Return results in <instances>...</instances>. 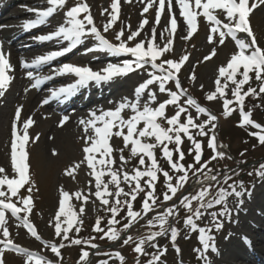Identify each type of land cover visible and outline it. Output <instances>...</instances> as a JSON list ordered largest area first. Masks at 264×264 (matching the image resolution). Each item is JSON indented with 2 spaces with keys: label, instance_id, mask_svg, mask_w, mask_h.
<instances>
[{
  "label": "snow or ice",
  "instance_id": "6c2138e0",
  "mask_svg": "<svg viewBox=\"0 0 264 264\" xmlns=\"http://www.w3.org/2000/svg\"><path fill=\"white\" fill-rule=\"evenodd\" d=\"M126 2H131V0H126ZM141 2L143 3L144 0H141ZM166 2L169 22L159 32V42H157L156 26L160 25ZM66 3L67 0H47L49 6L44 10H33L36 18L25 22L23 25L24 30L29 31L35 27L46 25L58 10H62L66 6ZM155 3L156 0H147L141 14L147 13ZM118 4L119 0H113L112 12L109 14L110 18L103 25L102 32L94 24L90 8L85 0H77V3L65 12L63 24L58 25L50 34L39 35L34 38L39 42L55 40L58 46L64 43L67 46L41 55L32 60L31 63L21 61V66L29 69L27 76L34 81L31 86L37 89L46 81L55 78V76L70 74L75 77V82L51 90L50 98L42 101V104H47L49 99H67L82 89L88 88L90 84L99 86L138 70L146 71L147 78L134 88L133 98L122 97L118 102H113L115 104L114 108L108 110L100 108L97 111L90 112L88 119L81 118L80 120L85 133L89 129L94 133L92 136L86 135L84 137L85 146L83 147L84 160L87 162L88 168L92 169L90 174L95 179V191L91 194L110 213V218L105 227H101L102 218L97 217L93 231L103 233L101 239L106 238L115 242L121 240L122 233H127L138 221L144 220L149 213L155 212L146 221V227L149 229L147 234L136 238L127 235L123 238L122 244L135 243L133 250L136 254L141 256L150 255V259L146 261V264H159L161 256L165 255L167 250L160 248L153 242L158 237L170 233L171 242L174 244L178 235V229L169 226V218L178 216L176 205L165 207L163 211H157L160 207L158 204L159 196L156 193L159 177L162 175L164 178L166 189L162 193L164 204L177 197V193L189 184L190 179H194V194L189 192L181 196L179 205L188 214L184 220L185 227L199 233L198 239L202 249H194L198 253L197 258L201 259L203 264H211L207 253L209 251L217 252L215 238L211 235L212 227H198L196 221L208 214L211 217V225H214L215 229L219 231L223 227V223L219 218L230 219L232 215L233 210L228 207V198L231 196L236 198V210H239V207L244 203L243 197L247 190L242 181L229 183L233 177L227 173H225L223 180H220L219 174L209 167L211 160L223 159L225 153L219 151L222 146L217 145L215 135L209 136V133L216 127L214 122L218 117L188 95L187 89L182 87V82L178 78L182 66L189 59L188 55H183L178 60L162 59V57L174 50V37L178 29V21L173 11L174 6H178L179 15L187 26V34L181 36V39L188 40L198 31V17L200 16L206 18V22L209 24L210 34L207 37L209 43L215 41L219 45H224L226 39L230 37L238 51L231 55L226 66L219 67V75L215 80V90L207 93L205 98L207 101H213L218 97L222 99L223 114L225 116L236 111V108L231 107V105H237L241 116L240 126L251 125L253 128L258 129V132L250 133V135L256 136L259 143L264 144V134H262L264 133V127L251 119V112L244 111L247 96H258L260 93H264V47L260 46L249 22L252 11L264 5V0H252L251 4L249 0H174V2L173 0H158L155 14L156 26L152 27L151 36H145L135 44L131 42L140 36L145 25L148 24L147 19H144L136 30H131L130 26L122 27L114 35L115 42L110 41L103 34L107 33L118 20ZM101 15H104V13L102 12ZM219 16H223V19L218 18ZM241 33L246 34V36H239L238 34ZM88 37L94 40V44L85 50V54L88 52H103L112 57L127 56L131 59L122 63L109 62L99 70H93L91 66L63 63L58 67L53 66V76L41 77L34 75L31 71V69H39L41 66L48 65L51 61L73 51L84 43ZM215 55L216 51L213 49L209 55L203 57V60H210ZM12 71H14V68L9 62L8 54L3 52L2 45H0V96H3L13 79L8 74ZM250 73H254L255 79L260 82L259 92L253 87L243 91V86L252 79ZM189 78L195 80V75L193 74ZM222 80L224 83H221ZM169 82H174L175 90L167 87ZM229 82L234 85L231 89L233 99L225 98ZM152 85H157L159 93H166L168 97L163 102H159L156 107L152 106L157 103L158 98L157 93L150 88ZM182 97H187L183 103H181ZM170 105L175 106V113L168 117L166 109ZM190 108L195 110V118L189 111ZM126 110L132 113L128 118L123 116ZM21 112L22 108L16 110L11 131V168L14 175L9 178L5 168L0 167V235L3 237L0 239V246H2L0 247V264H5L4 254L6 251H12L25 257V264H54L53 261L15 244L9 238L10 232L7 227L6 213H10L12 218L20 221L31 236L37 240L41 239L29 220V214L34 206L32 193L36 189L29 174V153L26 151V145L30 140L29 128L34 124V120L29 117L23 121L22 134H20L17 125L21 124ZM182 115L184 116L183 121L181 119ZM201 115L205 116L206 119L197 122L200 120ZM67 120L68 117L65 116L60 126H63ZM161 120L166 122V127L158 122ZM140 124H143L142 128L138 127ZM114 129L116 131H113ZM125 129H127L126 134ZM193 130H195V135H193ZM114 136L123 137L124 148L131 145V157H138V165L132 168L131 173L125 170L129 160L125 159L123 155L119 157L120 163L113 167L116 161L113 159V148L109 141ZM196 136L208 137L207 147L213 153L210 160L202 162V143L196 139ZM145 138L147 140L154 138V142H146ZM184 138L191 144L188 154L192 155L194 152V163L187 166L183 163L185 153L181 147ZM38 139L39 136L37 135L33 143ZM170 145H175V147L171 148ZM156 149H160L163 160L171 171L177 175H170V172L164 169L158 160ZM123 150L120 149L121 152ZM52 154L56 155L55 150ZM97 156H99V159H97ZM196 165H200V167H196ZM79 167L80 164L75 165V168ZM74 170L68 169L66 175L72 176ZM257 175L264 178V163L260 165ZM105 176L109 178L107 182L102 179ZM110 184L114 186V191L109 190ZM122 184H126L129 190L125 191ZM221 184L227 185V187H222ZM26 185L27 195L22 196L20 191ZM141 193L144 194L141 208L140 210H134V202ZM73 195L78 201L82 200L85 204L88 202L89 198L83 196L80 191H75ZM13 198H16L15 202H13ZM71 201L72 195L69 194V191L61 189L58 211L54 215V222H49L50 226L54 227L55 236L60 238L61 241H69V233L73 228L78 234L83 225L82 217L85 215V208L81 204L77 212ZM194 203L195 207H193ZM221 205H223L221 210L208 212L209 209ZM125 208L127 209L125 216L117 219ZM122 220H127V223H123L122 227H117L121 225ZM94 239L96 237H90L88 240L83 241L81 239H71L70 243L73 245L84 244L96 249L99 246L91 243ZM42 243H44L45 248L50 247L55 256H61L60 249L64 247L63 242L59 246L55 243L50 245L48 242ZM145 245L156 249V251L149 254L145 250ZM175 250L179 254V248L176 247ZM95 254L108 255L100 252ZM89 256V251L82 250L81 264H90ZM114 256L120 261V264H123L125 258L119 252H116ZM98 264H109V262L108 260H102ZM136 264H139V260L136 261Z\"/></svg>",
  "mask_w": 264,
  "mask_h": 264
},
{
  "label": "rangeland",
  "instance_id": "374dc122",
  "mask_svg": "<svg viewBox=\"0 0 264 264\" xmlns=\"http://www.w3.org/2000/svg\"><path fill=\"white\" fill-rule=\"evenodd\" d=\"M27 4V0H18L17 4L21 3ZM87 5L90 8V13L93 17L94 23L97 26L98 29H100L103 32V25L108 21L109 14L112 12L111 5L113 3V0H85ZM249 3H252V0H249ZM14 4V3H13ZM76 4L75 0H67L66 6L62 10H58L57 17H55V20H52L51 18L45 25L46 30L48 34H50L52 31H54L57 26L58 20L65 19V12L72 6ZM147 0H144L142 3L140 0H131V2H126V0H119L118 4V20L115 22L113 27L107 32L103 33L106 38H108L110 41H114V35L116 32H118L122 27L130 26L131 30L134 28H138L140 23L144 20H148V24L145 25L144 28H148V32L151 34V29L155 25V14L158 7V0H156V3L149 9L147 13L141 14L143 11V8L146 6ZM45 5H39L35 6L36 9H45ZM107 9V11H105ZM104 13V15H101V13ZM7 12H3L0 17H4ZM9 15L5 18H9ZM218 18L223 19V16H219ZM169 22V14L167 11V2L165 10L161 16V22L160 25H158V33L163 30V28L168 25ZM250 26L253 23L252 31L254 35L257 37V40L261 47H264V5H261L254 9L249 17ZM40 31H32L20 39L37 35ZM127 34V33H126ZM180 33V31H176L175 37H174V44H173V51L171 53H166L162 59H173L178 60L183 55H188L189 59L185 62V64L182 66L180 73L178 74V78L182 82V87L187 89L188 93H190L194 97H200L201 100L205 103H203V107H206L209 112L212 114H215L216 112H221L223 110V102L222 99L219 97L213 101H207L206 100V94L209 92H212L215 90V80L218 78V69L221 66H226L227 62L230 60L231 55L235 54L238 49L235 46L234 41L229 37L226 39V42L224 45H219L217 42L209 43L208 42V35L209 33V24L206 22V18L203 16L198 17V31L193 34V36L188 40L181 39V36L186 35ZM167 35V34H166ZM241 37L246 36V34H238ZM250 40V38H248ZM137 42V37L134 41H132V44H135ZM157 42H159V34L157 37ZM91 43V39L88 37L84 44L88 45ZM67 46L66 44L64 45ZM215 49L216 55L213 56L210 60L204 61L203 57L206 55H209L211 51ZM92 56V55H90ZM94 58H100L103 57V52H94ZM70 58V57H69ZM68 58V59H69ZM87 58V57H86ZM131 59L130 57H123L118 59L119 62H123L125 60ZM66 60V59H65ZM80 60V52L76 53L75 56H73L69 63L76 65V61L79 62ZM85 61V59L83 60ZM117 62V61H116ZM85 63V62H84ZM150 70V69H149ZM24 71V70H23ZM195 75V80H191L189 77L191 75ZM66 76V75H65ZM43 77V76H41ZM140 77V83L143 82L144 79L147 78L146 71L145 70H138L136 72H132L129 75L125 76V79L128 80L129 78L134 79ZM64 85L67 86L70 83H73L75 81H71L68 77H65L63 81H61ZM57 83V82H56ZM221 83H224L222 80ZM201 85L203 88L201 89ZM169 89L175 90L174 88V82H169L167 85ZM234 87L229 82V87L226 90L227 96L225 98L227 99H233L231 95V89ZM251 87L259 89L260 82H253ZM151 90L155 91L157 93V103L153 104V107H156L159 102H163L166 100L167 94H160L158 91L157 85L150 86ZM34 89V88H33ZM44 89V88H42ZM36 91V89H34ZM259 91V90H258ZM189 94V95H190ZM51 92L47 93L45 96H43V100L50 98ZM262 100L259 102L257 100V97L260 96H252L251 100L248 101V103H256V104H250L251 111V119L253 117V121L256 123L257 121L254 119H258V116L264 117V93L261 94ZM187 97L181 98V103L186 99ZM200 104V103H199ZM201 105V104H200ZM235 105V104H233ZM202 106V105H201ZM27 109L26 105L23 106V108ZM232 107V105H231ZM245 110V108H244ZM189 111L192 113L193 117L195 118L196 113L194 109H189ZM175 113V106L170 105L166 109V115L168 117H171ZM132 113L130 111H125L123 113V116L125 118H128ZM29 117L25 115L24 110L21 112V124H18V132L22 134V122L27 120ZM214 123L216 124V127L218 126L219 129V145H221L222 149L227 151L228 155L226 154L227 160L223 163H217L214 165V171L219 173L220 171L227 170L229 168H232L236 165V158L238 157V152L245 151L246 155L243 156V159H248L253 153L259 152L256 151L257 148H255V137L251 138L249 136L250 133L247 132L248 126H240L241 123V116L240 114L232 115L231 117H228L227 119L222 118L221 116L218 117ZM182 121L184 119V116L181 117ZM204 119H206L205 116L201 115L200 120L197 122H201ZM259 121L264 122L263 118L258 119ZM61 119H58V122L60 123ZM160 123H163L165 121L161 120L158 121ZM166 123V122H165ZM260 124L259 122H257ZM49 121L48 119H44L41 116L37 117V120L34 121V124L29 128V136L30 140L29 143L26 145V151L29 153V174L31 177V180L33 184L35 185V189L32 193L33 196V210L29 214V220L34 225L37 234L40 236V240H37L35 237L31 236V234L27 231V229L23 226V224L20 221L15 220V218H12L10 214L7 215L8 219V225L10 232V239L13 240V242L21 247L27 248L29 251H33L37 253V255L43 256L45 259L51 260L54 262V264H81L80 257L81 252L83 249L86 251H89L90 256L92 255V252H94L95 249L89 247L86 248H80L76 251L71 252V248L66 246V250L60 249L61 256L57 257L54 253L51 252L50 247L45 248L44 243L42 242H48V244L55 243L57 246L61 242H63L64 247L65 243L67 241H61L60 238L55 236L54 227L50 226L49 222L53 221L55 213L58 211V202L60 198V190L64 189L69 191V194L72 195V201L71 203L75 206L77 212L79 210V206L83 204L85 208V215H83V225L81 226V230L78 234L86 233L91 234L90 237H96L98 239L95 242L93 240L91 243L97 244L100 246V237L101 233L93 231V227L95 225L97 217L102 218L101 227L105 221H108L110 218V213H108L105 210V207L100 204L99 200L96 199L91 193L95 191V179L94 176H92L90 173L92 172V169L88 168L87 162L84 160V156L81 152V145L79 142H76L72 140L71 142L68 141L66 143H63L62 145L56 144L54 142L51 146L46 147L44 144L46 143V130L49 127ZM262 126V125H261ZM138 127L142 128L143 124H140ZM215 127V128H216ZM250 127V126H249ZM251 133H255V130L258 129L253 128L252 126ZM254 129V130H253ZM12 131V130H11ZM113 131H116L114 129ZM127 132V129H125V134ZM258 132V131H257ZM264 134V133H262ZM39 136V139L36 140L35 143H33V140ZM193 135H195V130H193ZM211 136V134H209ZM254 136V135H252ZM216 137V135H215ZM146 139V138H145ZM185 139V138H184ZM206 139L208 137H204V139L201 141L202 148L206 147ZM256 140L257 137H256ZM146 142H154V138L151 140H147ZM110 145L113 148V159L116 161V164L113 167H116L119 163V157L120 155H123L125 159L129 160V163L125 166V170L129 171L131 173V170L134 166L138 165V157H131L130 154V148L131 145L128 146V148H124L123 143V137H113L109 141ZM188 143V141H187ZM191 148V144L185 145V149ZM120 149H124L123 152L120 151ZM53 150H55L56 155H53ZM157 157L159 155V150L156 149ZM213 155V154H212ZM210 151L208 153H205V159L207 158L210 160L211 156ZM193 156L191 155L190 161L193 160ZM11 157V155L9 156ZM252 157V156H251ZM242 159V160H243ZM233 160V161H232ZM213 161V160H211ZM203 162V161H202ZM76 164H80L79 168H75ZM238 164V163H237ZM68 169H75L72 176L66 175V171ZM191 176V174H190ZM105 182L108 181V177L105 176L104 178ZM264 181V178L257 176L252 183L249 185V187H245L247 190L244 200L247 197L252 196V194H255L256 192H259V190L264 189L262 183ZM122 187L128 188L126 184H122ZM198 187V186H195ZM27 188V185L25 186V189ZM109 190L114 191V186L109 185ZM194 179L189 187L190 192H194ZM75 191H80L83 196H87L88 202L85 204L82 200L78 201L73 193ZM194 194V193H193ZM20 195H24V189H21ZM25 195L27 193L25 192ZM262 197V196H261ZM111 200V198H109ZM253 199V198H252ZM258 199H256L257 201ZM16 201V198H13V202ZM95 201V203H93ZM262 204H264V199L260 200ZM228 207L234 211V203L236 204V198L234 196H231L228 198ZM260 205V204H259ZM19 206V205H18ZM110 206V205H109ZM161 207V206H160ZM159 207V208H160ZM232 211V212H233ZM153 216V215H152ZM232 217V215H231ZM63 219V218H62ZM173 219L172 225L177 224L175 222L174 218H169V220ZM221 222L223 223L222 234L220 236L214 237L215 238V245H217L218 242L224 241L230 231V224L231 221L229 218H219ZM211 217L210 215L206 214L204 217L201 218V222L205 223L206 225H211L210 223ZM54 222V221H53ZM66 226V225H65ZM149 231L148 228L143 227L138 230H134L132 232V236L134 238L138 236H143L147 234ZM76 236L75 228L69 233V236L72 235ZM77 234V235H78ZM250 235V231L244 232L243 237L247 238ZM170 236V235H169ZM160 237L157 241V245L159 247L166 244V247H161L162 249H166V255H168L171 259V261L174 264H203V261L201 259H198V253L194 251V249H202V245L199 242V239L195 236H192L189 240H183L182 233H178L175 243L171 245L170 243V237ZM90 237H87L85 240H88ZM2 235H0V239H2ZM112 245V244H111ZM131 245H135V243L130 242L129 245H123L120 243L119 245H115L114 247H111L113 249L112 251H107L108 255H95L93 258H90L89 261L90 264H98L99 261L102 260H108L109 264H120V261L115 258L114 254L116 252H119L121 254V251L124 252V254L131 255V251L133 247ZM173 246L172 249H167ZM2 247V246H0ZM179 248V254L176 252L175 248ZM145 250L151 254L156 251V249H153L150 246H146ZM12 251H6L4 254V260L5 264H12L13 261H16V257L20 259L21 261H24L26 258L22 257L19 254H16L12 252V255L10 254ZM65 252V254H64ZM213 252L209 251L207 253L208 257H211ZM123 256V254H121ZM150 258L149 256H143L142 261L139 262V264H146V261ZM136 263V262H135ZM20 264V263H18Z\"/></svg>",
  "mask_w": 264,
  "mask_h": 264
},
{
  "label": "bare ground",
  "instance_id": "6f19581e",
  "mask_svg": "<svg viewBox=\"0 0 264 264\" xmlns=\"http://www.w3.org/2000/svg\"><path fill=\"white\" fill-rule=\"evenodd\" d=\"M15 2L17 3V0H0V15L3 12L11 14L7 20L0 17V21L4 20L0 24V39L4 43V53L8 54L9 62L14 68V71L8 73L13 77L12 81L3 96H0V167L5 168L9 178L14 175L11 168V157L9 156L11 155V130L18 108H22L25 115L31 117L34 121L37 120L38 116L48 119L50 125L46 130V143L44 144L46 147L51 146L54 142L62 145L74 140L80 143V150L85 156L83 152L84 137L86 135L92 136L94 133L91 129L85 133L84 126L80 123L81 118L88 119L90 112L97 111L100 108L104 110L114 108L115 104L113 102H118L122 97L133 98L134 88L140 83L141 79L137 77L126 80L125 77H120L99 86L90 84L88 88L82 89L67 99H49L47 104H42V101H44L43 96L51 90L63 86V83L58 82L63 79L64 75L55 76V78L46 81L42 85L44 89L34 88L36 89L34 91L31 86L34 81L28 78L26 71H23L21 61L31 63L32 60L41 55H45L52 50H58L59 46L55 40L40 43L34 39L39 35L20 38L32 30L25 31L23 25L29 20V17L35 16L33 10H36V8L34 6L43 4L48 7L49 5L47 0H43V3L42 0H27V4H12ZM173 11L178 21L177 31L185 34L187 26L179 15L178 6H174ZM61 24H63V20H58L56 25ZM147 30V27L144 28L140 36L137 37V41L145 36H151ZM158 34L157 27V37ZM78 47H82L80 50L82 55H91V52L85 54V50L90 46L81 44ZM93 56L88 57L84 64V66H91L93 70H99L109 62L122 63L116 61L126 57L103 55V57L95 59ZM59 60L55 59L48 65L31 70L37 76H53V66L58 67L61 65L57 63L53 65V63ZM24 105L27 109L23 108ZM65 116L68 117V120L66 124L60 126L58 119ZM97 159H99V156H97ZM256 199L258 200L256 201ZM262 199H264V189H260L259 192L250 195L245 200L243 197L244 203L239 207V210H236L237 206L234 203L229 235L224 241L217 243V252L209 257L211 264H264V204L260 201ZM248 231H250V235L245 239L243 233Z\"/></svg>",
  "mask_w": 264,
  "mask_h": 264
},
{
  "label": "trees",
  "instance_id": "16d2710c",
  "mask_svg": "<svg viewBox=\"0 0 264 264\" xmlns=\"http://www.w3.org/2000/svg\"><path fill=\"white\" fill-rule=\"evenodd\" d=\"M250 76L252 77V79L249 81V83L248 84H246V85H244L243 86V89L245 90V91H247V88L249 87V85L251 84V82H253L254 80H255V76H254V73H250ZM238 79L240 78L239 76L237 77ZM262 97L263 96H260V97H257L256 99L257 100H259V102L262 100ZM249 100H251V97L249 98V99H247V101L245 102V105H244V108L245 109H247V110H249V111H251L250 109H251V107H250V104H256V103H248V101ZM252 112V111H251ZM259 117H260V119H264V117H261V116H258V119H259ZM256 118V117H255ZM257 119V120H258ZM170 147L171 148H174L175 147V145H170ZM255 148H257V150L256 151H259V152H255V153H253L248 159H243V156L244 155H246V152L245 151H243V152H240V154H239V152H238V156H239V159H238V164H236L235 166H233L232 168H229V169H227V171L225 172V173H227L228 175H231L232 177H233V179L232 180H230L229 181V183H233L235 180H239V178L241 179L242 178V176H245V173L243 172V170L245 171L246 170V166L248 165V164H250V163H253V162H256L257 163V167L258 166H260L262 163H264L262 160L264 159V144H260V143H258V142H256L255 143ZM243 154V155H242ZM226 156H224V158L223 159H220V163H223V162H225L226 160H227V158H225ZM243 159V160H242ZM183 163L185 164V166H187L188 164H190V162H188L187 163V161H183ZM255 167H251V169H254ZM242 171V172H241ZM171 175H173V176H175V175H177L176 173H173L172 172V174ZM190 175V174H189ZM225 175V174H224ZM224 175H222L221 177H219V179L221 180L223 177H224ZM191 177V176H190ZM164 178H163V176L161 175L160 177H159V181H161V180H163ZM174 182V181H173ZM193 182V180L192 179H190V181H189V184L188 185H186L185 186V188L184 189H182L181 191H179L178 193H177V197H175L173 200H171V201H168L167 202V204L169 205L170 203H172V202H174V204L176 203V200H178V196H179V194L180 193H182L185 189H187L190 185H191V183ZM159 183V182H158ZM157 183V185H156V193H157V195L159 196V200H158V204L161 206V205H163L164 203H163V195H162V193L166 190L165 189V187H164V182L161 184V185H159ZM220 186H222V187H224L225 185L224 184H221ZM213 191H215V189H213ZM194 193V192H193ZM143 193H141V194H139V196H138V198H137V200L134 202V210H140V208H141V203H142V200H143ZM122 199H123V197H121ZM196 205H195V203L193 204V207H195ZM159 210V208L157 209V211ZM184 210V209H183ZM181 210V213L183 212V214H185L186 213V211L184 210ZM126 211H127V209L125 208V210L124 211H122L121 213H120V216H118L117 217V219H121L122 217H124L125 216V213H126ZM153 214H155V212L153 213ZM187 214V213H186ZM149 215V214H148ZM149 219V216H147V217H145L144 218V220H142V222H141V224H138L137 226H135V229H137L138 227H140V226H145L146 227V221ZM184 220H185V218H181V221H180V224H181V227L182 228H185V232H186V234H185V236H184V239H186V240H189L190 238H191V236H192V234H193V232H196V231H191L189 228H186L185 227V225H184ZM123 223H127V220H122V223H121V225H118L117 227H122V224ZM196 223H197V225H198V227H199V224H198V222L196 221ZM107 225V221H105L104 223H103V225H102V227H105ZM124 233H122V235H123ZM101 236L103 235V233H101L100 234ZM91 236V234H86V233H83V234H78L74 239H81L82 241L83 240H85L87 237H90ZM98 239H96V241H97ZM93 242H95V239L93 240ZM117 241H115V242H112V241H109L108 239H106V238H104V239H101L100 238V246H102V247H105L106 245H108V244H113V243H116ZM132 254H133V251H131V255H128V257H127V259H124V261H125V264H133L132 263ZM124 258H126V254H125V256H124Z\"/></svg>",
  "mask_w": 264,
  "mask_h": 264
}]
</instances>
